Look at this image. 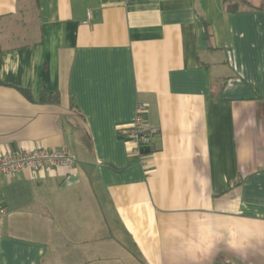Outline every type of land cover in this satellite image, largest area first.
<instances>
[{
  "label": "crops",
  "instance_id": "obj_1",
  "mask_svg": "<svg viewBox=\"0 0 264 264\" xmlns=\"http://www.w3.org/2000/svg\"><path fill=\"white\" fill-rule=\"evenodd\" d=\"M245 1L0 0V154L76 158L0 175V264H264V0ZM138 104L144 164L120 132Z\"/></svg>",
  "mask_w": 264,
  "mask_h": 264
},
{
  "label": "built area",
  "instance_id": "obj_2",
  "mask_svg": "<svg viewBox=\"0 0 264 264\" xmlns=\"http://www.w3.org/2000/svg\"><path fill=\"white\" fill-rule=\"evenodd\" d=\"M143 111V106L138 104L131 123L120 129L122 135L133 143L132 151L138 156L140 164H144L151 153L152 137L157 133V128L150 125L143 117ZM75 162V156L64 147L6 152L0 154V175H8L24 168L70 167ZM4 211L5 209L0 203V212Z\"/></svg>",
  "mask_w": 264,
  "mask_h": 264
},
{
  "label": "trees",
  "instance_id": "obj_3",
  "mask_svg": "<svg viewBox=\"0 0 264 264\" xmlns=\"http://www.w3.org/2000/svg\"><path fill=\"white\" fill-rule=\"evenodd\" d=\"M225 3V8L227 11H235L238 8V5L240 2L246 3L245 0H223ZM263 85H264V78H263ZM26 96L29 97V92L26 89H23L22 91ZM264 98V97H263ZM41 101H48V102H57L58 96L52 95V94H41Z\"/></svg>",
  "mask_w": 264,
  "mask_h": 264
}]
</instances>
